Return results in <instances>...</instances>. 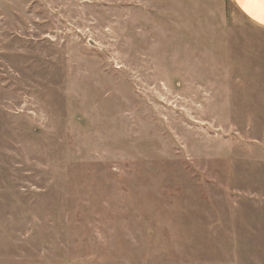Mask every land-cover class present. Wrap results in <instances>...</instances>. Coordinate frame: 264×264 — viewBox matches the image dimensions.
<instances>
[{
	"label": "rangeland",
	"instance_id": "obj_1",
	"mask_svg": "<svg viewBox=\"0 0 264 264\" xmlns=\"http://www.w3.org/2000/svg\"><path fill=\"white\" fill-rule=\"evenodd\" d=\"M0 264H264V28L0 0Z\"/></svg>",
	"mask_w": 264,
	"mask_h": 264
},
{
	"label": "crops",
	"instance_id": "obj_2",
	"mask_svg": "<svg viewBox=\"0 0 264 264\" xmlns=\"http://www.w3.org/2000/svg\"><path fill=\"white\" fill-rule=\"evenodd\" d=\"M230 2L247 21L264 28V0H230Z\"/></svg>",
	"mask_w": 264,
	"mask_h": 264
}]
</instances>
